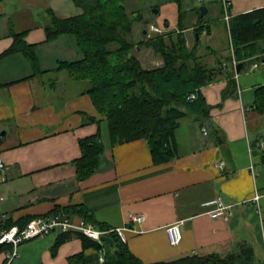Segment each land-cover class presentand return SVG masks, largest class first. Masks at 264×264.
Returning <instances> with one entry per match:
<instances>
[{
	"label": "crops",
	"instance_id": "1",
	"mask_svg": "<svg viewBox=\"0 0 264 264\" xmlns=\"http://www.w3.org/2000/svg\"><path fill=\"white\" fill-rule=\"evenodd\" d=\"M227 1L229 17L264 6V0ZM181 2L188 12L187 45L199 39L198 51L206 62L214 65L221 59L225 66L233 50L222 0L212 10L205 0ZM199 4L207 8L203 24L211 26L200 34L194 31ZM144 7L157 8V17L141 14L132 30L135 41L154 34L148 30L150 25L164 31L176 28L175 0H147ZM50 10L61 17L79 11L71 0H0V55L11 45L12 31L24 32L25 41L35 45L40 68L48 70L33 73L18 52L0 56L2 224L24 225L57 208L74 222L85 221L79 213L65 211L83 206L107 228L134 229L126 231L125 243L145 263L186 254H226L240 244L252 246L255 255L264 258V114L253 107L255 89L264 84V52L246 59L238 75L234 74L233 95L223 96L228 83L225 77L201 88L210 105L209 123L218 132L210 124H201L195 115H186L175 131L178 156L154 164L143 139L112 145L105 117L86 93V83L73 80L64 70H53L59 60L77 59L80 53L71 35L46 40L44 27L50 21ZM217 23L222 27L223 44H218ZM203 34L208 39L205 46L200 43ZM135 52L145 66L138 54L141 49ZM156 57L153 66L162 63ZM98 129L105 146L98 168L78 180L73 160L80 156L79 139ZM256 193L260 195L257 201L252 200ZM216 197L231 204L228 219L211 217L208 211L213 207L203 204ZM131 214H143L144 219L133 222ZM176 222H180L181 240L171 244L166 227ZM65 233L56 230L24 241L10 264H117L113 243L84 247L76 230L68 231L55 246L58 236ZM7 249L0 252V264H5ZM74 255H79L76 261L71 260Z\"/></svg>",
	"mask_w": 264,
	"mask_h": 264
},
{
	"label": "trees",
	"instance_id": "2",
	"mask_svg": "<svg viewBox=\"0 0 264 264\" xmlns=\"http://www.w3.org/2000/svg\"><path fill=\"white\" fill-rule=\"evenodd\" d=\"M71 1L79 11L61 17L50 10V21L44 30L47 41L64 34L71 35L80 57L59 60L53 70H64L73 80L86 83V93L105 117L112 145L143 139L154 164L178 156L175 131L182 117L193 114L201 124H210V105L201 92L203 86L225 77L228 83L223 96L234 94L236 80L232 56L238 63H244L264 52V6L230 15L227 29L233 52L224 61V66L221 59H217L214 65L206 62L198 51L199 39L187 45L184 30L188 12L181 0H175L178 5L176 28L153 32L138 41L133 39L132 30L141 19L140 10L127 9L122 0ZM195 9L199 15V7ZM204 16L196 19L194 31L198 34L211 28L210 24H203ZM12 38L11 45L0 56L18 52L28 60L33 73L48 71L40 68L35 45L25 41L24 32L12 31ZM142 48H151L162 63L151 68L143 66L135 52ZM253 107L264 114V84L255 89ZM212 127L218 132L216 126ZM79 147L80 156L73 160V164L78 180H84L96 171L104 151L101 130L80 138ZM59 210L57 208L54 212ZM65 211L79 213L100 230L108 229L83 206L68 207ZM77 232L84 247L88 244L97 248L101 246L99 241ZM67 233L58 236L55 246L68 236ZM110 236L114 239L112 245L115 246L117 264H264V258L255 255L248 244H240L226 254H186L145 263L115 234L110 233ZM7 247L1 244L0 252ZM78 257L74 255L71 260L76 261Z\"/></svg>",
	"mask_w": 264,
	"mask_h": 264
},
{
	"label": "built area",
	"instance_id": "3",
	"mask_svg": "<svg viewBox=\"0 0 264 264\" xmlns=\"http://www.w3.org/2000/svg\"><path fill=\"white\" fill-rule=\"evenodd\" d=\"M222 5L224 8V16L225 19H229L228 7L229 2L227 0H222ZM151 32L161 33L164 31L163 28H160L155 25H150L148 28ZM231 63L234 68L235 76L238 75L236 71V65L238 61L232 57ZM202 131L204 133L207 132V127L203 126ZM217 166L222 168L223 163L218 162ZM3 168L2 159L0 156V169ZM260 197L259 194H254L252 200H258ZM206 206H212L213 208L209 210V215L211 217L220 216L224 219H228L231 215V211L229 210L231 204H225L220 197L211 198L203 202ZM4 216L0 215V245L4 244L9 246V249L4 253L5 254V264H10L12 260L15 258L18 252V247L24 241L46 235L50 232L58 231V232H68L70 230H77L82 232L84 235L93 238L99 242L101 235H108L110 233L115 234L122 242H126V231L134 229L130 227L120 226L113 227L104 230L97 229L92 223L80 220L78 222H74L69 219L65 214L61 212H54L48 215H40L34 216L29 219L24 225L12 224L10 226H5L2 224V219ZM130 219L133 222H141L144 219V216L141 214H131ZM166 233L168 236V240L171 244H177L181 240V230H180V222H176L166 227ZM100 261L104 260L103 255L99 256Z\"/></svg>",
	"mask_w": 264,
	"mask_h": 264
},
{
	"label": "rangeland",
	"instance_id": "4",
	"mask_svg": "<svg viewBox=\"0 0 264 264\" xmlns=\"http://www.w3.org/2000/svg\"><path fill=\"white\" fill-rule=\"evenodd\" d=\"M123 1V3L126 5V7H127V9H132V10H144V11H142L141 12V14L142 13H144V15H146V13L147 14H149V15H151L152 17H157V14L155 13V12H153L152 11V9L154 10V8L155 7H151V9H147L148 7H144V5H145V3H146V1L147 0H122ZM148 1H152V0H148ZM157 2H160V1H162V0H156ZM206 1V3L208 4V6H209V8H210V10H212V7H213V5H214V7L217 9V5H215L216 4V1L217 0H205ZM201 4H199V6H200ZM144 9H143V8ZM157 20H155V19H153V22H156ZM217 28H219V32H218V34H219V39H218V44H223V42H224V38H223V35H222V27H221V24L220 23H217L216 25H215ZM149 28V27H148ZM141 30V29H140ZM136 34H138L137 35V37L139 36V33H138V29L136 30ZM201 42V45L202 46H205L206 45V43L208 42V39H207V36L205 35V34H203L202 36H201V40H200ZM138 52V51H137ZM136 52V53H137ZM138 54H140V58H141V60H142V62H143V64L145 65V66H153L154 65V63H153V61H155L156 59H157V57L154 55V53H153V51H152V49H150V48H142L141 49V53H138ZM101 114V113H100ZM102 115V114H101ZM104 116V115H103ZM141 215H143V214H141ZM143 221V220H142ZM141 221V222H142ZM114 243V242H113ZM125 243V242H124ZM107 245H109V246H111L110 244H107ZM225 254V253H224Z\"/></svg>",
	"mask_w": 264,
	"mask_h": 264
},
{
	"label": "water",
	"instance_id": "5",
	"mask_svg": "<svg viewBox=\"0 0 264 264\" xmlns=\"http://www.w3.org/2000/svg\"><path fill=\"white\" fill-rule=\"evenodd\" d=\"M200 12H199V17H201L202 15H204L207 12V8L206 6L203 4L200 6L199 8ZM154 12L157 13L158 9L154 8ZM242 63H238L236 65V71L239 72L241 70L242 67ZM100 240L102 241V243L105 244H112L114 242V239L111 236L108 235H101Z\"/></svg>",
	"mask_w": 264,
	"mask_h": 264
}]
</instances>
